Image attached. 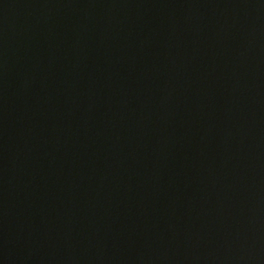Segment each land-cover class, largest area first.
I'll return each instance as SVG.
<instances>
[{
	"label": "water",
	"instance_id": "1",
	"mask_svg": "<svg viewBox=\"0 0 264 264\" xmlns=\"http://www.w3.org/2000/svg\"><path fill=\"white\" fill-rule=\"evenodd\" d=\"M0 264H264V0H0Z\"/></svg>",
	"mask_w": 264,
	"mask_h": 264
}]
</instances>
